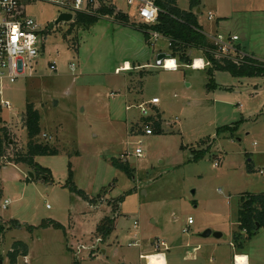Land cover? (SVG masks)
I'll return each instance as SVG.
<instances>
[{
  "label": "rangeland",
  "instance_id": "1",
  "mask_svg": "<svg viewBox=\"0 0 264 264\" xmlns=\"http://www.w3.org/2000/svg\"><path fill=\"white\" fill-rule=\"evenodd\" d=\"M107 3L97 0L94 11ZM178 3L189 9L188 0ZM114 4L127 21L117 12L99 13L86 26L75 16L46 33L64 9L26 3V16L43 31L42 50L34 75L5 82L0 97V127L10 134L0 157V264H11L16 241L27 243L28 264H147L141 255L156 253L158 240L168 246L161 248L166 264H234L236 252L264 264V225L250 238L234 239L241 196L264 192V77H236L211 65L157 66L160 49L170 51L168 40L151 34L147 40L136 5ZM198 18L208 31L237 34L264 63V0H202ZM189 54L204 56L194 48ZM125 61L132 68L120 71ZM152 97L161 100L163 132L147 135L140 109L126 107ZM28 102L41 113L38 140L60 151L36 157L50 169L48 179L35 167L9 163L27 150ZM126 154L130 172L114 163ZM70 168L72 184L90 198L102 195L97 203L68 187ZM6 198L11 204L4 209ZM115 201L114 211L109 202ZM106 216L114 230L103 241L96 231ZM49 219L65 230L43 227ZM206 229L223 235L204 238ZM17 264H24L23 256Z\"/></svg>",
  "mask_w": 264,
  "mask_h": 264
},
{
  "label": "trees",
  "instance_id": "2",
  "mask_svg": "<svg viewBox=\"0 0 264 264\" xmlns=\"http://www.w3.org/2000/svg\"><path fill=\"white\" fill-rule=\"evenodd\" d=\"M113 0H109V4L101 6L96 13L102 15H112L117 12L116 6ZM156 5L159 7V13L157 21L155 23H143L145 25V37L150 39V31H157L168 38L170 45V51L172 56L177 59L179 64L191 65L193 63V57L189 54V49H201L204 55L211 62V67L220 71H226L236 77H264V63L249 58L248 61L236 64L232 61L217 59L213 56L210 50L213 44L196 28H202L198 18V8L201 7L202 0H188L189 9H182L179 6L178 0H155ZM201 12V11H200ZM99 15L78 13L75 18L76 23H81L86 26H90L99 20ZM116 16H119L122 21H127V16L121 12H117ZM145 75V73L143 74ZM129 88V87H128ZM41 113L35 107L33 102H28L24 123L28 132L27 150L24 153H16L14 158L9 161H13L16 164H27L31 167H35L38 174H43L48 179L51 171L47 167L39 165L36 161L37 156L56 155L59 154V149L52 146L49 143L39 141L38 136L41 133ZM145 121L150 120L145 118ZM162 119L154 121L155 132H163ZM9 132L7 127H0V157L5 155L6 142L9 141ZM211 144L208 145L210 147ZM201 155V153H200ZM197 155V156H200ZM195 156V158L197 157ZM114 163L119 167L130 172L128 166L124 161L114 160ZM72 170L70 168V181L71 184L68 187L85 199L91 201V203H97L101 199V194L97 197L90 198L84 190L79 189L72 184ZM1 195V189H0ZM240 206L238 210V222L239 231L234 234V239L239 242L246 233V238H250L257 229L259 224L261 227L264 225V192L262 193H248L241 196ZM109 202L114 205V211L118 209L117 201ZM13 223L17 224L18 220L13 219ZM43 227L53 226L58 229L65 230V227L60 222L49 219L42 222ZM114 230V219L110 216L104 217L103 221L97 227L96 235L103 241ZM5 231V226L0 223V236ZM240 244V243H238ZM29 248L27 243L23 241L14 242L11 250L8 252L11 264H17L20 256H27ZM74 264H80L75 260Z\"/></svg>",
  "mask_w": 264,
  "mask_h": 264
},
{
  "label": "built area",
  "instance_id": "3",
  "mask_svg": "<svg viewBox=\"0 0 264 264\" xmlns=\"http://www.w3.org/2000/svg\"><path fill=\"white\" fill-rule=\"evenodd\" d=\"M32 1H45L57 5L64 9L63 12L72 13L73 18L80 12L90 15H99V13L94 11V6L97 0H0V97L3 95V85L5 82L13 83L20 78L31 77L36 71V61H34V59L42 50L43 31L33 18L26 16V3ZM126 2L128 5H136L142 22L151 24L157 21L159 7L156 5L155 0H126ZM214 16L213 12H209L208 19L212 21ZM196 29L213 44L210 52L215 58L232 61L236 64L244 63L248 61L249 58L260 61V58L246 51V49L242 47L239 42L240 37L237 34H224L219 31L212 32L203 27ZM149 33L155 40L163 38L168 40V38L160 32L150 31ZM170 45L171 43L169 42V46ZM168 53L172 54L171 51ZM172 59L175 61L174 67H167V59L163 61L160 67H163L164 69H178L180 66L179 62L173 56ZM197 59H199L202 64L199 67L196 65ZM208 65H211V62L204 55L203 57L194 59L193 63L189 66L194 69H204ZM50 67L54 70L57 69L55 62H51ZM121 70L126 71L127 69L123 66L120 68V71ZM160 102L161 100L159 97H152L149 100H143L137 104H128L126 107L127 110H130L134 106L140 109L142 116L140 124L142 130L147 135L155 133L154 121L162 119L164 122L162 113L159 111ZM1 103L7 107L11 106L8 100H1ZM145 118H149L150 120L145 121ZM43 136L46 137L47 135L44 134ZM141 154L142 148L137 147L136 155L141 156ZM126 157L127 154L122 155V160L125 161ZM215 165H218V163ZM261 172L263 173V171ZM10 204L11 200L6 198L2 203V207L6 209ZM47 207L50 206L47 205ZM191 223H193V219L190 217L189 224ZM230 244L232 246L235 245L234 242H230ZM162 247L168 249L166 242L163 240L156 241L155 250L157 254H165V250H161ZM141 256L145 257V255ZM23 257L24 264H28L27 256ZM239 257H246V264H250L248 255L244 253L234 254V264H238Z\"/></svg>",
  "mask_w": 264,
  "mask_h": 264
},
{
  "label": "water",
  "instance_id": "4",
  "mask_svg": "<svg viewBox=\"0 0 264 264\" xmlns=\"http://www.w3.org/2000/svg\"><path fill=\"white\" fill-rule=\"evenodd\" d=\"M200 8H198V13L200 12ZM73 20V14L72 13H66V12H62L54 21L50 22L48 28L45 30L46 33H48V31L50 29H52L56 24L62 22V21H71ZM168 58H172V54L168 53V52H160L157 55L156 58V65L157 66H161L163 61L165 59ZM56 104V103H55ZM30 177L34 178V174L30 173ZM260 227V225H257V229ZM210 235H213L216 238H220L222 236V233L219 231H212L211 229H207L203 232V237H209Z\"/></svg>",
  "mask_w": 264,
  "mask_h": 264
},
{
  "label": "bare ground",
  "instance_id": "5",
  "mask_svg": "<svg viewBox=\"0 0 264 264\" xmlns=\"http://www.w3.org/2000/svg\"><path fill=\"white\" fill-rule=\"evenodd\" d=\"M167 67L172 68L175 66V61L172 58L167 59ZM197 67L201 66V61L199 59L196 60ZM125 69H131L130 64H127V67ZM164 254V253H163ZM162 253H150L145 255V258L147 260V264H166V259Z\"/></svg>",
  "mask_w": 264,
  "mask_h": 264
},
{
  "label": "crops",
  "instance_id": "6",
  "mask_svg": "<svg viewBox=\"0 0 264 264\" xmlns=\"http://www.w3.org/2000/svg\"><path fill=\"white\" fill-rule=\"evenodd\" d=\"M183 9V8H182ZM200 9H201V7H200ZM201 11V10H200ZM212 12V11H211ZM197 13H198V11H197ZM217 29V28H216ZM215 31H218V30H215ZM164 39V38H163ZM162 51H165V50H161L160 49V52H162ZM129 63V61H125L124 62V66H125V68L127 67V64ZM130 64V63H129ZM130 66H131V68H132V65L130 64ZM123 67V66H122ZM140 67V65H138V66H136V68H139ZM128 70H130V69H128ZM159 111H161L160 110V107H159ZM9 163H14L13 161H10ZM16 164V163H15ZM20 164V163H19ZM1 188V187H0ZM239 223V222H238ZM261 227V226H260ZM260 227L258 228V229H256L255 230V232H257L259 229H260ZM207 230V229H206ZM214 232V231H213ZM223 235V234H222ZM210 236H213V235H210ZM209 236V237H210ZM204 238H208V237H204ZM216 238V237H215ZM200 246V245H199ZM199 248V247H198ZM236 253H244V254H246V255H248V257H249V263L250 264H252L253 263V261H252V258H251V254L249 253V252H236ZM163 254V253H162ZM147 255V254H146ZM164 255V257H165V259H166V255L165 254H163ZM166 263H167V261H166Z\"/></svg>",
  "mask_w": 264,
  "mask_h": 264
},
{
  "label": "clouds",
  "instance_id": "7",
  "mask_svg": "<svg viewBox=\"0 0 264 264\" xmlns=\"http://www.w3.org/2000/svg\"><path fill=\"white\" fill-rule=\"evenodd\" d=\"M246 260H247L246 257H239L238 258V264H246Z\"/></svg>",
  "mask_w": 264,
  "mask_h": 264
},
{
  "label": "snow or ice",
  "instance_id": "8",
  "mask_svg": "<svg viewBox=\"0 0 264 264\" xmlns=\"http://www.w3.org/2000/svg\"><path fill=\"white\" fill-rule=\"evenodd\" d=\"M14 39H15V37H14Z\"/></svg>",
  "mask_w": 264,
  "mask_h": 264
}]
</instances>
